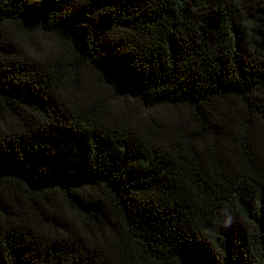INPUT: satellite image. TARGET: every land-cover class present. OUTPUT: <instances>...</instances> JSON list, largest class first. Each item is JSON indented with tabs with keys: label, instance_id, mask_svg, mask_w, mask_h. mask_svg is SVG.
I'll use <instances>...</instances> for the list:
<instances>
[{
	"label": "trees",
	"instance_id": "obj_1",
	"mask_svg": "<svg viewBox=\"0 0 264 264\" xmlns=\"http://www.w3.org/2000/svg\"><path fill=\"white\" fill-rule=\"evenodd\" d=\"M0 264H264V0H0Z\"/></svg>",
	"mask_w": 264,
	"mask_h": 264
},
{
	"label": "rangeland",
	"instance_id": "obj_2",
	"mask_svg": "<svg viewBox=\"0 0 264 264\" xmlns=\"http://www.w3.org/2000/svg\"><path fill=\"white\" fill-rule=\"evenodd\" d=\"M35 40L36 42H38V47L36 48V51L40 52L41 55H47L48 52L52 51V46L54 45L51 39L48 40L46 37L36 35Z\"/></svg>",
	"mask_w": 264,
	"mask_h": 264
}]
</instances>
